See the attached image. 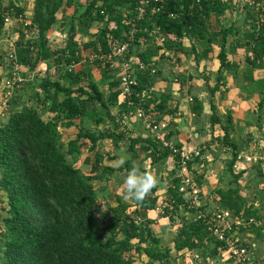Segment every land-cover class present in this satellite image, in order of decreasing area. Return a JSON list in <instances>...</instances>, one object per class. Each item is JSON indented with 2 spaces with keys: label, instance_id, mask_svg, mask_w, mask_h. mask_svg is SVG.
I'll return each instance as SVG.
<instances>
[{
  "label": "trees",
  "instance_id": "1",
  "mask_svg": "<svg viewBox=\"0 0 264 264\" xmlns=\"http://www.w3.org/2000/svg\"><path fill=\"white\" fill-rule=\"evenodd\" d=\"M97 1L101 2L99 6L96 5ZM137 1H90L83 17L92 22H104L105 25L98 30L95 41L82 45V49L108 54L111 43L121 44L126 41V22L135 16ZM74 3L75 0L33 1L32 16L28 22L25 20L28 23L26 31L22 24H18L22 31H18L15 45L20 54V66L32 71L37 65L47 64L49 69L50 61L66 66L76 63L78 49L71 35L74 31L73 18L69 22L65 47L52 52L47 38L56 23L57 13ZM240 5H232L228 0H163L158 12L150 14L149 6L144 18L137 22L133 44H139L140 40L148 41L157 33L167 38L163 44L166 49L173 53H183L181 42L185 38L197 43L210 42L206 32L208 21L213 17L219 30L211 32V36L219 38L221 42L217 56L220 69L229 66L224 48L228 36L238 37L242 42L243 48L248 51L245 59L247 64L263 68L264 0H251L250 5L243 4L249 10H257L255 23H247L243 29L236 28L233 22L227 27L219 24L220 18ZM119 8H126L127 12ZM23 13L24 9L15 6L13 2L4 5L0 0V38L4 32L5 15L20 17L22 21ZM25 34H30L29 38H25ZM194 48L192 46V50ZM136 56L139 61L149 64L150 53L144 51ZM219 74L216 78L222 80ZM84 75V71L67 72L68 87H62L58 81H51L47 77L42 80L39 78L34 85L40 90L36 96L39 107L22 106L17 111L8 112L4 121L0 119V190L5 197V216L0 219V264H142V257L147 264L169 261V251L159 248L160 239L149 230L150 221H141L137 216L139 210H154L157 200L149 194H154L155 187L143 201L132 199L136 207L132 214L127 212L128 205L114 195L116 206L105 205V215L109 216L100 219V207L103 208V205L98 191L92 185V181H108L118 171L126 177L134 165L142 172L152 174V168L148 171L143 168L144 159H149L152 167L165 160L170 155L169 150L153 138H127L131 159L115 169L104 167L101 173L95 175H84L71 160V157L80 154V141L86 140L91 151L105 138L112 140L114 148L124 140L116 124L112 131L97 134L75 127L74 121L86 116L85 110L80 107L81 101L99 103L100 111L91 116L98 125L103 117L112 120L110 109L117 103L119 95V91H116L103 100L102 94L91 81L86 83L90 92H85L82 86L74 88L85 81ZM150 76L149 73L135 74L136 84L128 102L132 101L134 105L139 103L138 95L144 92L146 84L153 81ZM113 86L117 88L119 84L109 85L110 88ZM156 99L155 95L146 96L145 108L155 103ZM164 101L161 99L155 106V115L164 109ZM46 103L50 106L49 111L55 114L49 121L43 120L39 113L44 110ZM210 122L212 125L218 122L213 114ZM72 126L77 129V134L74 140L64 145L60 141L59 128ZM221 142L224 146L229 145L226 136ZM143 154L145 157L141 158ZM234 159L235 156L229 166L230 170ZM234 178L235 181L239 176ZM170 184L173 186L169 189L170 200L175 202V210L171 215H179L177 206L182 199L177 193V181L173 179ZM217 194L219 208L228 209L234 214L243 211L246 216L259 218L255 210L246 207L245 198L237 188L219 190ZM137 219L139 223H136ZM168 219L173 220L171 217ZM173 242L176 252H191L208 244L213 247L207 253L209 257L223 251L222 244L209 237L206 226L199 219L190 223L182 219Z\"/></svg>",
  "mask_w": 264,
  "mask_h": 264
},
{
  "label": "crops",
  "instance_id": "2",
  "mask_svg": "<svg viewBox=\"0 0 264 264\" xmlns=\"http://www.w3.org/2000/svg\"><path fill=\"white\" fill-rule=\"evenodd\" d=\"M90 1L92 0H75L71 7L61 9L56 15V23L47 34L49 49L51 51L53 47H56V50L62 49L67 43L69 22L73 18L74 31L71 35L78 49L75 56L76 63L66 66L63 64L56 65L50 61L51 67L48 66L49 69L47 64L37 65L32 71L21 66L19 75L24 79V83L19 98L8 104V112L17 111L22 106L39 107L36 104V96L40 90L34 86L37 76L47 77L51 81H58L62 87H68L67 72L79 73L84 71L85 81L74 88L82 86L85 92H90L86 83L91 81L102 94L103 100L108 95L119 91V87H109L110 84L118 83V69L109 70L97 62L93 65L83 63L93 52L88 49L83 50L82 45L95 41L98 30L105 25L104 22H92L83 17ZM100 4V1L96 2L97 6ZM240 4L242 6L232 8L230 13H226L220 18L219 24L227 27L230 22H233L236 28L243 29L245 24L255 23L257 10H249L243 7V3ZM32 6L33 4L31 9ZM74 11L76 12L75 17ZM121 11L127 12L125 9H121ZM225 20L228 22L223 23ZM26 21L28 22V19ZM17 25L18 22L3 33L0 38V48L4 52L0 54L5 57L4 61L0 57V100L2 98V79L9 71L7 52L9 45L13 42L10 34ZM109 27L111 28L112 24ZM207 27L206 36L210 42L197 43L185 38L181 42L184 49L183 53H173V51L166 49L163 44L167 38L161 34H157L148 41H138L139 44L133 45L130 52L134 58H137V53L144 51L151 54L149 63L154 65L156 72L150 76L153 81L144 86L145 90L142 94L157 97V101L150 104L152 112H155V106L161 99L165 100L164 109L157 115L153 113L156 119L167 123L165 139L177 147L205 149L209 154L207 155L208 161H195L190 165V172L200 190V197L205 209L209 210L218 206L217 191L237 188L240 195L245 198L246 207L257 212L259 216L257 220L262 222V226L247 231H239L238 236L241 237L242 242H253L256 245L253 258L258 264H264V161L258 165L244 166L240 172H235L232 168L229 169L233 156L259 154L264 157V66L263 68H254L247 64L245 59L248 56V51L243 48L242 42L238 37L228 36L224 48L229 66L220 69L217 56L221 42L219 38L211 36V32L219 30L213 17L209 19ZM160 39H163L164 42L161 43ZM15 44H11L13 45L11 51L16 53L18 48ZM192 46H195L194 50H192ZM206 52L207 54L204 56ZM5 63L6 67L4 68ZM23 71L26 72L22 76ZM218 73H220L222 80H217ZM32 91L36 93L34 98L29 95L32 94ZM125 99L127 98L119 92L117 103L110 109L112 120L103 117V121L98 125L93 122L92 117L100 111L99 103L96 101L80 102V107L85 110L86 116L75 120V127L85 128L97 134L103 131H112L116 124L118 132L124 136V140L119 142L116 148L113 147L111 139L105 138L91 151H89L90 144L86 140L80 141L78 145L80 154L71 157V160L75 162L76 167L84 175L99 174L104 167L115 169L121 166L118 165L121 156L131 159L132 153L128 151L127 138H152L141 121L134 117L126 118L129 110L134 112L136 106L134 104L128 105V99L127 103L124 104ZM49 107L46 103L44 108L46 110L45 121L51 120L55 115L49 111ZM7 113L0 117L2 121L7 119ZM212 114L218 120L214 125L210 122ZM41 118L44 120V117L41 116ZM75 127L59 128L62 144L66 145L69 141L74 140L77 134ZM224 136L227 137L228 146H224L221 142ZM206 152L203 151L202 153L205 154ZM144 155L141 158H144ZM143 168L146 171L152 168V174L159 178L158 183L154 186L156 191L154 194H149L156 197V205L159 202H168L170 200V181H173L174 174H176L175 159L168 155L165 160L152 167L150 160L144 159ZM235 176H239V178L234 181ZM124 179L123 172L118 171L110 176L108 181H92L103 205V208L100 207L102 213L99 215L100 219L109 216L105 215L107 214L105 205L116 206L114 195L120 197L123 203L128 205V213H133L136 208L134 201L124 198ZM109 198H113L112 203ZM1 202L4 206L5 197L0 190V204ZM138 214L137 216L141 221H150L149 230L154 237L160 239L159 248L162 251H169L170 261L163 264H229L222 252L214 257L207 255L213 248L210 244L191 252L185 250L176 252L174 250L173 240L182 219L185 223H190L196 219V212L190 213L186 217L178 215L176 218H172V221L160 216L155 208L154 210H139ZM4 216L0 215V219ZM195 256L201 258V261H196ZM141 260L143 261L142 264L146 263L143 257Z\"/></svg>",
  "mask_w": 264,
  "mask_h": 264
},
{
  "label": "built area",
  "instance_id": "3",
  "mask_svg": "<svg viewBox=\"0 0 264 264\" xmlns=\"http://www.w3.org/2000/svg\"><path fill=\"white\" fill-rule=\"evenodd\" d=\"M223 2L227 0H221ZM232 5L239 3L251 4V0H228ZM163 0H138L135 8V16L128 20L127 40L121 44L111 43L110 52L108 54L93 52L88 59L84 60L86 64L93 65L94 63L102 64L109 70H119L117 78L119 84V92L122 96L130 99L133 95V87L135 86L136 73H149L154 75L156 70L152 63L145 64L134 58L131 55V48L134 45V34L136 31V24L141 21L146 13V9L151 6L150 14L158 12L162 7ZM258 6H256L257 9ZM172 17V16H170ZM22 24L24 32L28 23L22 18L13 17V15L6 14L4 17L3 31L11 29L16 23ZM3 32V33H4ZM156 33V31L154 32ZM157 35V33H156ZM25 38H29L25 34ZM1 42V41H0ZM163 43L164 40L160 39ZM12 44V43H11ZM9 45L7 52V61L9 63V71L2 79L1 85V100H0V117L2 114L8 112V104L19 98L24 79L19 75L20 66L14 61L15 52L11 51L13 45ZM147 94L138 95L139 103L135 105V111L128 112L126 118L134 117L141 121L145 130H147L152 138L159 142L164 148L169 150V154L175 159L176 174L173 179L177 181V193L181 196L182 202L178 205L179 216L186 217L190 213H197L196 219H199L205 226L209 237L214 241L219 242L223 246V255L229 264H258L253 258V252L256 245L253 242L244 243L241 237L238 236L239 231H247L252 228H260L262 222L254 219L251 216H246L242 211L239 214H234L228 209H222L214 206L212 209H205L200 197V190L196 184L195 178L190 172V165L195 161H208L207 150L187 147H177L165 139V132L167 123L160 121L154 117L152 107H146L145 97ZM132 106V101L128 103ZM8 114V113H7ZM125 120V117H124ZM216 145V144H215ZM206 152L205 154L202 152ZM264 161V157L259 154H239L235 156L234 163L231 166L235 172H240L244 166L258 165ZM173 188V186H171ZM174 200L168 202H159L155 210L160 216L176 218L178 215H171L175 210ZM139 219L136 223H139ZM196 261H201V258L195 256Z\"/></svg>",
  "mask_w": 264,
  "mask_h": 264
},
{
  "label": "clouds",
  "instance_id": "4",
  "mask_svg": "<svg viewBox=\"0 0 264 264\" xmlns=\"http://www.w3.org/2000/svg\"><path fill=\"white\" fill-rule=\"evenodd\" d=\"M126 160V156H121L118 165H124ZM157 183L156 176L142 172L139 167L134 165L124 179V198L133 199L136 202L143 201Z\"/></svg>",
  "mask_w": 264,
  "mask_h": 264
},
{
  "label": "rangeland",
  "instance_id": "5",
  "mask_svg": "<svg viewBox=\"0 0 264 264\" xmlns=\"http://www.w3.org/2000/svg\"><path fill=\"white\" fill-rule=\"evenodd\" d=\"M3 1V4L4 5H8L9 4V2H13L14 4H15V6H17V7H22L23 9H24V15L25 16H23V17H25V20L26 19H30V17L32 16V9H31V5L33 4V1L34 0H2ZM121 9H125L126 11H127V9L126 8H119V10H121ZM231 9V8H230ZM232 10H230V12H231ZM230 12H228V13H230ZM126 15V14H125ZM26 17H28V18H26ZM245 18V17H244ZM243 18V19H244ZM228 22V20H225L223 23H227ZM229 22H230V20H229ZM244 22V21H243ZM242 22V23H243ZM20 26L19 25H17L12 31H11V37H12V39H13V42L12 43H16L17 41H18V37H19V32L18 31H20L21 29V27L19 28ZM22 31V30H21ZM30 33V32H29ZM30 35V34H29ZM29 35H27L28 37H29ZM156 36V34H154V35H152V38H154ZM17 38V39H16ZM16 39V40H15ZM9 42H11V41H9ZM3 49L5 48V47H2ZM56 50V47H53V50H52V52L53 51H55ZM58 50V49H57ZM3 51L1 50V48H0V53H2ZM4 53V52H3ZM15 55L16 56H14L15 57V59H14V61L20 66V63H19V57H20V54H19V51H18V49H17V51H16V53H15ZM0 57L2 58V61H4V59H5V57H4V55H2V54H0ZM1 62V61H0ZM4 66V68L6 67V63L3 65ZM22 66V65H21ZM20 66V67H21ZM56 70V69H55ZM6 71H7V68H6ZM8 72V71H7ZM26 72V71H25ZM25 72L23 71L22 72V76L23 75H25ZM28 76V75H27ZM27 78V77H26ZM43 79V77H38L37 76V80L38 79ZM39 83V82H38ZM29 94V93H28ZM36 93H34V91H32V94H29L30 95V97H32V98H34V95H35ZM30 107V106H29ZM39 113H40V115L42 116V117H44V120H46V110H43V111H39ZM109 200H110V202L112 203L113 202V198H109ZM110 203V204H111ZM3 204V202H1V204H0V215H4V213L3 212H5V210H4V207L5 206H3L2 205ZM1 229V228H0ZM169 261H170V259H169ZM138 263H140V262H138ZM169 263V262H168Z\"/></svg>",
  "mask_w": 264,
  "mask_h": 264
}]
</instances>
